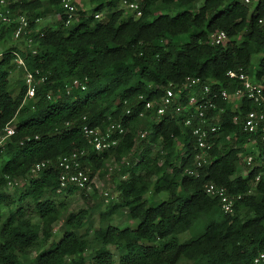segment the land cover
<instances>
[{"label": "trees", "instance_id": "obj_1", "mask_svg": "<svg viewBox=\"0 0 264 264\" xmlns=\"http://www.w3.org/2000/svg\"><path fill=\"white\" fill-rule=\"evenodd\" d=\"M90 1L95 6L77 8L65 26L61 0H48L57 19L40 29L34 19L44 14L38 11L41 0L9 4L12 11L26 14L36 52L13 46L0 53V129L7 123L15 127L0 153V208H7L6 217L0 216V264H255L254 256L264 250V142L257 140L261 166L243 176L241 157L252 152L253 136L232 119L255 106L243 99L233 110L220 92L237 86L227 75L230 70L241 68L256 81L264 79V26L257 24L264 0H257L251 11V4L242 0H140L138 18L118 9L119 0ZM104 9V17L94 16ZM162 9L173 11L159 13ZM13 28L1 26L0 40L11 36ZM220 30L227 40L211 44L209 35ZM239 33L242 40L237 42ZM182 35H188L187 41L177 43ZM17 55L25 68H17ZM16 70L22 75L37 70L35 78H43L25 102L23 80L15 93L11 90L10 75ZM188 76L210 85L208 96L216 105L211 112L220 118L211 149L214 159L197 176L187 173L195 169L193 137L183 115L172 113L174 104L165 115H157L154 107L139 116L146 101L158 102L169 84L179 87ZM73 80L83 82L85 89L73 87L67 93L65 85ZM118 120L128 129L123 140L96 153L82 125L105 128ZM142 131L145 138L139 137ZM177 142L182 144L179 151ZM75 150L85 151L81 163L89 178L106 173L108 161L119 163L116 199L103 208L87 201L86 207L70 211L52 195L80 191L87 200L97 189L93 184L90 192L73 186L58 191L59 170L48 167L24 183L16 198L20 205L11 206L6 177L20 179L36 163ZM133 150L137 155L130 160ZM206 182L241 195L232 214L204 193ZM24 202L32 203L30 212ZM121 211L135 221L134 227L112 224ZM63 214L64 231L54 241L53 224ZM186 232L189 236L181 240Z\"/></svg>", "mask_w": 264, "mask_h": 264}, {"label": "built area", "instance_id": "obj_2", "mask_svg": "<svg viewBox=\"0 0 264 264\" xmlns=\"http://www.w3.org/2000/svg\"><path fill=\"white\" fill-rule=\"evenodd\" d=\"M244 3L249 4L257 0H242ZM11 0H0V27H9L14 25L12 30V37L18 41H23L24 46H27L32 53L36 50L32 44L30 37L29 20L25 13H16L9 7ZM118 4L125 13L132 18H138L142 14L140 7V0H119ZM61 9L65 16L63 23L65 26L71 24L76 12V0H61ZM96 18H101L100 13L94 15ZM41 17H36L34 21L39 22ZM257 24L264 26V14L257 18ZM211 44H221L227 40V35L224 31H216L209 35ZM14 63L17 68H25V63L21 56L17 55L14 58ZM38 71L34 72L25 71L23 74V83L26 87L23 102L31 99L36 91L37 85L43 78H35ZM229 78L237 80V86L233 92L222 90L221 97L230 103L236 102V108L232 106L233 110H237L246 99L253 103L254 108L248 110L243 115L237 113L232 121L241 126L244 132L253 136L249 144H252L253 153L259 156V149L257 140L264 142V79L256 81L254 77L247 74L243 69L230 70L227 72ZM73 87L85 89V84L79 80H73L70 84L65 85L67 93ZM210 93V85L205 84L199 77H186L182 85L177 87L169 84L165 89L164 95L161 96L158 102L146 101L143 109L139 112V116H143L146 110L155 107L157 115H165L168 107L174 104L172 113L183 115L184 126L189 127L193 137V163L195 169H187V173L197 176V170L204 165L209 164L213 159L211 149L214 145L213 136H215L220 127L219 113H213L212 110L216 109L215 102L208 96ZM50 99L51 93L47 94ZM185 99L183 101L182 99ZM181 101L185 104H181ZM222 109H219V111ZM130 109L126 110L130 114ZM84 118V117H83ZM128 129L118 120L110 123L105 128L99 126H91L83 124L81 132L86 138L91 148L96 153H102L115 148L124 138ZM15 127L11 123L5 124L0 129V153L3 151L5 145L10 137L14 135ZM147 132L142 131L139 133L140 138H145ZM36 138V137H35ZM30 138L27 137L26 140ZM24 141H21L22 144ZM85 155L84 150H75L68 154L59 155L55 160H42L33 165L26 175L20 179L7 178V189L16 185L30 182L31 179L38 177L39 173L48 167H55L59 170L58 176V191L66 189L69 186L76 187L79 190L90 192L93 188V178H89L87 171L82 167L81 158ZM252 156H248L245 164L250 165ZM128 164V161H127ZM256 181L259 180V175L255 177ZM204 193L219 201L220 209L226 214H232L235 208L236 200L241 198V195H231L227 192L226 188L217 185L214 182H206L204 184ZM107 195V192L104 193ZM255 264H264V250L258 252L254 258Z\"/></svg>", "mask_w": 264, "mask_h": 264}, {"label": "rangeland", "instance_id": "obj_3", "mask_svg": "<svg viewBox=\"0 0 264 264\" xmlns=\"http://www.w3.org/2000/svg\"><path fill=\"white\" fill-rule=\"evenodd\" d=\"M11 1H18V0H11ZM42 5L41 8L38 9V11L40 10L41 12H43V16H41V19L39 20V22L37 23V29H40L41 27L45 26V25H54L55 24V20L56 15H55V10L50 7V5L48 4V0H41ZM250 11L254 8L256 1H254L253 3H250ZM95 6L94 3H92L90 0H76V7L77 8H81L84 10H89L91 8H93ZM118 9H123L119 6V4L117 5ZM172 10H168V9H162L159 13H167V12H172ZM107 13V9H104L100 14L102 15L101 17H104ZM188 39V35H182L180 37L175 38V41L177 43H181V42H185ZM242 40V33H239L236 37V41L240 42ZM20 47L22 48L24 46L23 41H18L16 39H14L11 36H7L4 39L0 40V53L3 52L5 49L9 48V47ZM260 54H256L252 56L251 62H252V69H254L257 66L258 63V59H259ZM23 80V75L21 73H19V71H14L12 72V74L10 75V84H11V90L15 93L16 90L19 87V82ZM231 105L236 108V102L231 103ZM139 142V140H138ZM181 143L177 142L176 144V148L179 151L181 149ZM153 151L155 152L158 149V145L155 144L153 145ZM253 147L252 144H249V150L253 151ZM132 152H134V154H132ZM128 156L130 160H134V158H136L137 155V151L133 150ZM247 153L245 156L241 157V162H240V173L243 176H246L248 171L250 170V168L252 167H260L262 164L261 159H257V153ZM252 156V162L250 165H246L245 161L247 159L248 156ZM127 158H124L122 160V163H125L127 165ZM121 164V163H120ZM120 165L119 163L113 162V161H108L107 165H106V173H104L103 175H98L96 174L93 177V184L97 189V194L94 197H90L84 199V197L82 196V193L80 191H76L73 194H67V193H62L59 195H52V198L56 201V202H62L65 203L66 206L68 207V210L70 211H77L79 208L81 207H86V202L90 201V203H97L99 206H101V208L104 207V205L107 203L108 200H112V199H116L117 197V191L115 189V185H116V180L120 179V171H119ZM24 187V183L22 182V184L16 185L14 187H10L8 189L9 194L11 196V198L14 200L13 203H11V206H19L20 203L18 201H16L17 195L18 193H20L23 190ZM107 192V195H105L104 193ZM151 191L149 192L148 195H150ZM147 195V196H148ZM159 197L161 199H165L166 198V194L165 193H160ZM24 206L25 209H27L29 212L32 209V203L31 202H24L22 204ZM6 211L7 208L5 207V205H2L0 208V216L2 219H4L6 217ZM65 218V214L62 215V217L57 220L54 224H53V229H54V236H53V240L54 241H58L61 234L64 231V226H63V219ZM36 221V220H35ZM96 222H97V217H95L94 220V225L96 226ZM112 224L118 228H123V227H134L135 226V221H131L126 217L125 212L121 211L119 213H117L113 218H112ZM189 236V232L183 233L182 235H180V239H186Z\"/></svg>", "mask_w": 264, "mask_h": 264}]
</instances>
